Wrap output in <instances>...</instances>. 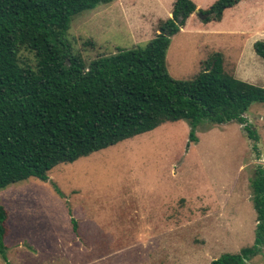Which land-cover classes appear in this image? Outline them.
<instances>
[{"label": "rangeland", "instance_id": "rangeland-1", "mask_svg": "<svg viewBox=\"0 0 264 264\" xmlns=\"http://www.w3.org/2000/svg\"><path fill=\"white\" fill-rule=\"evenodd\" d=\"M192 1L205 8L211 0ZM246 2L264 7V0ZM238 10L244 16L248 7ZM229 21L223 35L194 27L172 35L168 75L189 79L219 53L226 73L264 86V60L251 46L264 41V23L241 34ZM128 29L112 4H101L75 14L65 39L86 63L116 48L142 46L150 31L156 33L155 25L135 41ZM21 56L32 59L27 52ZM243 116L257 137L256 150L236 121L202 122L187 147V122H164L59 163L44 180L0 187L7 263L208 264L249 246L255 226L250 182L258 166L264 171V102L251 103ZM0 264H6L1 257ZM245 264H264V245Z\"/></svg>", "mask_w": 264, "mask_h": 264}, {"label": "trees", "instance_id": "trees-1", "mask_svg": "<svg viewBox=\"0 0 264 264\" xmlns=\"http://www.w3.org/2000/svg\"><path fill=\"white\" fill-rule=\"evenodd\" d=\"M113 0H0V187L29 177L46 179L59 163L147 132L164 122L184 120L186 147L202 122L236 121L256 150V135L243 114L264 102V86L235 78L214 53L189 79L165 69L170 37L196 9L192 0H173L170 16L142 46L116 48L88 62L65 39L71 18ZM239 0H214L200 9L202 22L218 21ZM264 60V41L252 42ZM27 52L31 60L21 54ZM251 180L255 211L253 241L208 264H245L264 245V171ZM7 213L0 205V257ZM74 230V225H73Z\"/></svg>", "mask_w": 264, "mask_h": 264}, {"label": "crops", "instance_id": "crops-1", "mask_svg": "<svg viewBox=\"0 0 264 264\" xmlns=\"http://www.w3.org/2000/svg\"><path fill=\"white\" fill-rule=\"evenodd\" d=\"M172 1L173 0H155V2H151L150 0H113L110 4H112L116 11L123 16L124 22L128 26V30H130V37L137 41L136 37L145 34L146 30L154 28L158 20L170 16ZM213 1L214 0H211L205 8ZM246 1L247 0H239L235 5L225 8L218 21L202 22L201 19H196L197 16L194 13H191L181 28L186 27L191 30V27H194L197 30L206 31L207 34L210 35H223L226 34V32H224L226 28L223 29V26L226 20H230L228 26H233V28L239 30L238 32L241 34L248 33L247 31L255 32V26L264 23V18H261V14L264 13V7H260L259 4L255 3L249 5L246 4ZM242 5H247L248 7V11L244 16H240L238 13V9ZM195 7L196 9H205L199 7L198 4H195ZM159 12L161 17L159 16ZM152 33L150 31L149 36L146 37L149 39L152 38L154 35V33ZM209 43L212 44L213 40L209 41Z\"/></svg>", "mask_w": 264, "mask_h": 264}, {"label": "water", "instance_id": "water-1", "mask_svg": "<svg viewBox=\"0 0 264 264\" xmlns=\"http://www.w3.org/2000/svg\"><path fill=\"white\" fill-rule=\"evenodd\" d=\"M193 13L199 18V19H203L204 18V15L200 14L198 9H195L193 11Z\"/></svg>", "mask_w": 264, "mask_h": 264}]
</instances>
